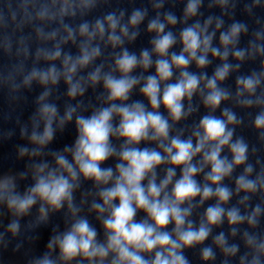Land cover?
<instances>
[{
	"label": "clouds",
	"instance_id": "1",
	"mask_svg": "<svg viewBox=\"0 0 264 264\" xmlns=\"http://www.w3.org/2000/svg\"><path fill=\"white\" fill-rule=\"evenodd\" d=\"M225 0H220L223 4ZM198 8V3L190 2L187 5L186 12L189 15H195ZM109 28L116 29L118 21L109 15L107 18ZM142 19L140 12H135L130 18V24L136 25ZM167 20L171 24H175V18L168 16ZM207 21L204 29H200V25L189 27L183 30L181 37L183 43V52L180 55H172L171 64L168 60H158L156 62V71L159 79L156 76H149L146 84L142 87L141 92L149 99L153 109L160 107L162 103L168 110L173 120L178 121L183 115L182 100L185 96L191 98L193 93L198 88L200 80L186 71L181 73V79L174 84H168L160 97V81L167 80L172 76V65L178 68H185L189 64L190 59H195L198 66L203 67L207 63L206 55H200L197 58V51L202 48L203 53L209 51V46L212 40L211 36H203V32L207 30ZM220 24L217 23V28ZM243 25L233 24L230 32L222 33L220 41L222 45H228L234 42L241 32ZM156 30L162 33L164 24L153 21L149 24V30ZM96 30L103 34L104 24L100 21L96 22ZM126 33V29H121ZM88 32L87 24L80 28L81 35ZM71 36V33L69 34ZM203 36V38H202ZM119 37L109 36V40L113 43L119 42ZM174 43V38L171 33L163 35L155 41V51L161 56L167 53V50ZM184 53H188V58ZM98 54V49H94L91 54L87 49H84V54L77 61L80 65H86L92 56ZM218 50L213 49L212 55L217 56ZM60 52L57 50L50 59L59 57ZM228 53L224 52L221 59H226ZM238 59H243L244 53L238 51L235 54ZM143 67L150 66V57L147 51L142 53L140 61ZM67 64V59L65 60ZM120 71L127 74L137 66V57L134 54H129L127 51L116 61ZM76 70V64H72L67 69L68 73H73ZM229 66L225 64L218 69L215 77L208 80L207 88L210 89L209 95L205 99V104L213 108L218 106L222 99L227 98V94L217 88V79L223 80L228 74ZM98 71L91 77L92 81L98 79ZM39 77L41 83H47L49 79L53 83L57 80L55 69L52 68L48 72H33L25 81L28 83L31 79ZM71 81V75L67 77ZM138 81L136 78L123 77L115 79L111 76L105 78V86L110 92V100H127L128 93ZM238 84L243 86V89L253 92L256 85L259 83L254 78L239 79ZM76 85L69 89V95L75 96L77 93ZM82 91V90H81ZM43 99V97H41ZM118 113L122 117L121 124L116 130V134L126 140L127 144L139 143L142 139L149 138V130H151L152 140H166L169 135L168 121L162 117L157 111H146L142 103L136 102L132 105L117 106L112 105L93 115L89 119L78 118L77 124L80 129V136L77 141L76 150L73 158L75 164L79 167V172L85 178H92L96 182L107 183L113 176L111 168L102 169L100 163L105 161L113 154L114 149L109 146V136L113 132L110 120L113 113ZM41 114L46 120L43 135L37 136L33 133L31 139L41 145L50 141L53 137L52 120L56 115V108L50 105H44L41 108ZM227 117V123L235 122V116L228 112H224ZM65 119H71V111L67 113ZM257 128H264V114L257 116L255 119ZM200 127L203 129V135L196 133L198 139L195 147L191 139L181 140L179 137H174L170 145L165 146L161 143L159 146L164 149L167 154L168 162L173 166L183 165L182 176L175 183L171 197L165 193L161 199V193L172 181L175 174L174 168L169 169L166 178L157 186L155 175L149 180L147 188L141 185L147 173L153 172L154 168L161 163H164L165 157L156 150L144 149L140 150L134 147H124L120 152V158L126 162L118 164L117 170L119 176L116 179L115 186L106 189L100 193L105 205H112V201L119 199L118 206H112L111 215L104 221V228L108 235L107 246L97 245L95 243L96 231L92 228L88 221L81 219L72 225V228L62 237H55L49 244V248L53 244L58 245L61 256L64 260H71L78 255H82L90 260L95 257L101 259L107 257L109 251L116 253V258L112 264H188L186 258L182 255L180 249L183 247H191L201 243L207 239L210 234V227L219 225L225 218V209L219 204L210 206L206 211V224L201 223L198 230L192 228L191 222L184 229L185 218L189 215L190 209H182L181 205L185 201H191L193 198L200 196L201 202L215 195L220 202H227L230 199L231 192L227 187H217L215 191L207 185L201 188L193 178L201 169L191 163L194 156L201 153L206 144L215 143L209 152L204 154V161L211 164V172L206 176L212 184L219 182L228 176L234 165H241L246 160L247 145L242 140H237L231 144L230 150L233 154L232 163H228L226 159H220L221 148L229 144L233 135L232 131H226L227 124L224 120L217 119L212 116H205ZM23 154V153H22ZM57 164L61 169H64L73 180L76 179L77 173L72 164H70L64 156L57 157ZM47 165H43L38 169V179L36 184L31 188L30 192L21 197L17 195H0V200H6L7 206L13 210L15 214L21 215L36 203L39 198L45 201L49 206L59 209L62 207V202L69 201L71 207L73 184L63 174L53 170L46 175L44 173ZM251 167L245 169L246 173L251 172ZM237 191L244 190L247 192H255L257 190L256 182L246 179L245 176H240L237 181ZM11 185L10 180L0 184V189L7 190ZM135 205V206H134ZM100 212L104 208L100 205H94ZM137 209L144 210L150 219L154 222L149 224L146 221L134 222V216ZM41 218L46 216L45 208H40ZM259 213V208L253 212V216L249 217V223H254V217ZM226 219L229 225H235L242 222L243 217L240 216L237 209L233 208L227 211ZM175 224L176 240H173L172 235L165 229L170 223ZM19 225L13 222L9 225V230L15 234L18 231ZM216 243L223 246L225 239L223 234L216 238ZM251 243V241H249ZM158 249V250H157ZM154 258L145 259L140 253H153ZM225 252L234 254L235 247L225 248ZM213 253L211 248H204L202 258L208 260L212 258ZM38 264H53V261L48 257L43 258ZM254 264H256L254 258Z\"/></svg>",
	"mask_w": 264,
	"mask_h": 264
}]
</instances>
